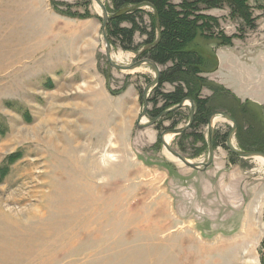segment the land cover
I'll return each mask as SVG.
<instances>
[{
	"label": "rangeland",
	"instance_id": "obj_1",
	"mask_svg": "<svg viewBox=\"0 0 264 264\" xmlns=\"http://www.w3.org/2000/svg\"><path fill=\"white\" fill-rule=\"evenodd\" d=\"M247 4L246 21L203 11L232 39L214 47L200 97L235 120L237 150L264 152V0ZM151 12L139 7L132 44L107 31L115 63L148 58ZM101 26L94 0H0V264H261L264 163L228 150L222 117L206 169L173 158L159 135L187 124L189 103L137 126L154 71L111 67ZM158 83L141 123L174 107L156 115L174 89ZM185 131L169 145L205 162L207 124Z\"/></svg>",
	"mask_w": 264,
	"mask_h": 264
},
{
	"label": "trees",
	"instance_id": "obj_2",
	"mask_svg": "<svg viewBox=\"0 0 264 264\" xmlns=\"http://www.w3.org/2000/svg\"><path fill=\"white\" fill-rule=\"evenodd\" d=\"M247 1L111 0V17L107 22L108 36L121 38L123 35L130 44H132L135 29L138 27L135 21L137 18L134 17L135 14H139V7L148 6L152 10L148 24H145L139 16L141 23H144L143 33L146 35L144 44L147 45V49L143 53L149 59L165 67L160 71L158 84L169 82L174 86L172 91L162 94L164 103L158 108L160 111L157 110L156 115L166 106H175L188 97L194 104L190 129L207 124L212 107L210 99L201 98L200 92L204 87L210 88V86L202 74L208 67H211V60L215 53L214 47L231 45L232 37L226 36L221 31L214 32L210 23L215 24L216 19L203 14V11L212 7L226 6L231 16H237L246 21L250 19ZM122 21H129L130 26L121 27ZM197 38L204 40L203 43L208 48H202L200 45L203 46V44L197 42ZM185 134L186 131L179 136ZM226 135L223 134L221 138L225 140ZM215 140L216 133L214 144ZM182 146L181 143V149ZM263 247L264 241H262L261 249ZM261 264H264V253Z\"/></svg>",
	"mask_w": 264,
	"mask_h": 264
},
{
	"label": "water",
	"instance_id": "obj_3",
	"mask_svg": "<svg viewBox=\"0 0 264 264\" xmlns=\"http://www.w3.org/2000/svg\"><path fill=\"white\" fill-rule=\"evenodd\" d=\"M98 7L101 9L102 12V26H101V31H102V36L105 42V56H106V60L108 61L109 65L111 67H114L116 69L119 70H133L135 68L140 67L143 64H148L149 66H151V68L154 71L155 74V78L149 82L145 88L143 89V93H142V102H143V108H142V112L139 114L137 121H136V125L139 127H143V126H149L152 125L154 123H156V121L158 120L159 117H161L162 115H165L167 113H169L170 111H173L176 108H181L182 106L185 105L186 101H188L189 105H190V114H189V119L187 124L184 127L181 128H166L164 129L161 134L159 135V139L161 141V143L163 144V146L165 147V149L172 155L174 156L178 161H180L182 164H184L185 166L191 168V169H195V170H204L206 169V167H208L211 163L212 160L214 158V143H213V120L215 119V117L217 116H221L222 118H224L225 120L231 122V129L227 134L226 137V147L228 148V150H230L232 153L236 154L239 157L242 158H248V157H255V156H261L264 158V152L261 151H240L237 150V148H235L233 146V144L231 143V137L232 135L235 133L236 128H237V124L235 122V120L227 113L222 112V111H216L213 112L209 118H208V123H207V129H208V158L205 162L201 161V162H191L189 161L182 153H180L178 150H176L175 148L171 147L168 143H165V141L163 140V136L165 134H172V135H178L180 133H182L184 130L188 129L192 123L193 120V114H194V107H193V101L186 97L183 100H181L177 105H175L174 107L168 108L164 111L161 112V114H159L158 116L154 117L153 119H151L150 121L146 122V123H141V118H143L145 112H146V108H147V91L157 85L158 81H159V75H160V69H159V65L154 62L153 60L149 59V58H142V59H138L135 62H133L132 64H129L127 66H123V65H119L117 63H115L112 60L111 57V49H110V43L107 39V21L109 19V15L107 14V10L106 7L104 5V3L101 0H94Z\"/></svg>",
	"mask_w": 264,
	"mask_h": 264
},
{
	"label": "bare ground",
	"instance_id": "obj_4",
	"mask_svg": "<svg viewBox=\"0 0 264 264\" xmlns=\"http://www.w3.org/2000/svg\"><path fill=\"white\" fill-rule=\"evenodd\" d=\"M107 10V9H106ZM109 20V19H108ZM112 57V56H111ZM114 58V57H113ZM112 58V59H113ZM116 58L118 59V58H120V56H116ZM6 64V63H5ZM186 102H188V101H186ZM193 107H194V105H193ZM194 115V114H193ZM217 117H220L221 118V116H217ZM216 118V117H215ZM51 119V118H50ZM142 119V118H141ZM142 120H145V118L144 119H142ZM47 122H48V120H47ZM51 122V121H50ZM50 122H48V123H50ZM214 122H215V119L213 120V125H214ZM51 125V124H50ZM46 129V128H45ZM48 129V128H47ZM185 131V130H184ZM51 133V132H50ZM213 133H214V130H213ZM234 135V134H233ZM232 135V136H233ZM171 136H172V134H165L164 136H163V140L165 141V143H168L169 144V141H170V139H171ZM232 138V137H231ZM213 143H214V141H213ZM173 158H175L174 156H172ZM258 160H260V162H262V163H264V158L263 157H261V156H255ZM176 159V158H175ZM189 160V159H188ZM190 161V160H189ZM213 161V160H212ZM192 162V161H191Z\"/></svg>",
	"mask_w": 264,
	"mask_h": 264
},
{
	"label": "crops",
	"instance_id": "obj_5",
	"mask_svg": "<svg viewBox=\"0 0 264 264\" xmlns=\"http://www.w3.org/2000/svg\"><path fill=\"white\" fill-rule=\"evenodd\" d=\"M259 177H260V176H259ZM241 231H243V230H241ZM244 231H245V228H244ZM244 231H243V232H244ZM245 232H246V233H248L249 231H248V230H246ZM246 233H245V234H246Z\"/></svg>",
	"mask_w": 264,
	"mask_h": 264
}]
</instances>
